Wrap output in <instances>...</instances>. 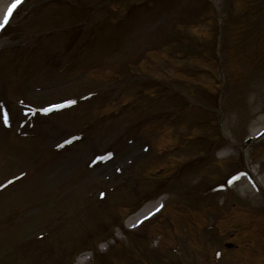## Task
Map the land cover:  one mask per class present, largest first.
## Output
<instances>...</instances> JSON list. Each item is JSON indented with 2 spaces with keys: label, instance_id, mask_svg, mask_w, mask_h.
Returning a JSON list of instances; mask_svg holds the SVG:
<instances>
[{
  "label": "rangeland",
  "instance_id": "obj_1",
  "mask_svg": "<svg viewBox=\"0 0 264 264\" xmlns=\"http://www.w3.org/2000/svg\"><path fill=\"white\" fill-rule=\"evenodd\" d=\"M12 3L0 264H264V0Z\"/></svg>",
  "mask_w": 264,
  "mask_h": 264
},
{
  "label": "bare ground",
  "instance_id": "obj_2",
  "mask_svg": "<svg viewBox=\"0 0 264 264\" xmlns=\"http://www.w3.org/2000/svg\"><path fill=\"white\" fill-rule=\"evenodd\" d=\"M256 132L257 131L252 133L250 138H252V139L256 138L258 136V134ZM224 155L225 154H223V152L220 153V156H224ZM158 202H159V200H157L156 203L153 202V203H148V204L142 205L135 213H133L132 215H130L127 218L126 225L127 226H132L138 220H141L144 217H147L150 212L153 213L156 210V208H157ZM82 259L83 258H79V261H82Z\"/></svg>",
  "mask_w": 264,
  "mask_h": 264
},
{
  "label": "snow or ice",
  "instance_id": "obj_3",
  "mask_svg": "<svg viewBox=\"0 0 264 264\" xmlns=\"http://www.w3.org/2000/svg\"><path fill=\"white\" fill-rule=\"evenodd\" d=\"M20 2H21V0H13V3L9 6L8 10H7V11L5 12V14H4V18H3V20H4L5 23L8 21L9 16L11 15L13 9H14V8H15ZM2 26H3V24H0V27H2ZM73 103H75V101H71V100L66 101V104H68V105L73 104ZM55 107H59V106H55ZM48 110H49V109H44L45 112H47ZM5 124H7V117H5ZM110 155H111V153L108 154V156H110ZM105 158H106V157H100V156L96 157L97 160H101V159H105ZM101 196H103V193H101ZM148 215L151 216L152 213L150 212ZM144 219H147V217H144ZM141 222H142V221L138 220V221H137V224H139V223H141Z\"/></svg>",
  "mask_w": 264,
  "mask_h": 264
}]
</instances>
